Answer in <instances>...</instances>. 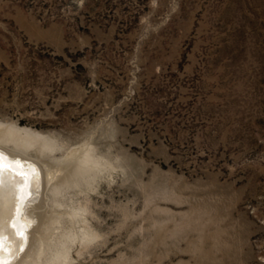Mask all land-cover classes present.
<instances>
[{"label":"rangeland","instance_id":"rangeland-1","mask_svg":"<svg viewBox=\"0 0 264 264\" xmlns=\"http://www.w3.org/2000/svg\"><path fill=\"white\" fill-rule=\"evenodd\" d=\"M0 151L14 264H264V0H0Z\"/></svg>","mask_w":264,"mask_h":264},{"label":"bare ground","instance_id":"bare-ground-1","mask_svg":"<svg viewBox=\"0 0 264 264\" xmlns=\"http://www.w3.org/2000/svg\"><path fill=\"white\" fill-rule=\"evenodd\" d=\"M5 138L13 141L20 139L12 132L7 133ZM27 143L34 144L30 141ZM3 164L5 165L3 169L5 184L2 193H0V230H2L3 233L10 234L12 240L7 239L3 246L0 247V264L11 261L19 252L21 248L20 246L23 242L22 238L20 239V236L18 235L22 232L21 230H24L22 236L27 237V230H25L23 216L20 214L21 207L26 200L25 197L33 194L35 195L39 187L37 175L34 173L35 171L27 172L26 170H20L21 168L19 169V167L16 166V163L9 160L5 154L3 157ZM30 202L32 201L30 200ZM30 202L28 200L27 203ZM13 227H17L19 230L17 231L18 234L15 233Z\"/></svg>","mask_w":264,"mask_h":264},{"label":"water","instance_id":"water-1","mask_svg":"<svg viewBox=\"0 0 264 264\" xmlns=\"http://www.w3.org/2000/svg\"><path fill=\"white\" fill-rule=\"evenodd\" d=\"M16 166H18L19 167V169L21 168L20 166H19V164L18 163H16ZM20 170H23V169H20ZM37 198V193L34 195H31V196H28V197H25V201L23 202V204H22V209H21V212H20V214L23 216L24 215V212H25V208H26V206L28 205V200H29V202H30V200L33 202V201H35V199ZM32 202H30V203H32ZM29 203V204H30ZM13 229H14V231H15V233H17L18 234V232L17 231H19L18 229H17V227H13ZM20 229H22V228H20ZM23 229H24V227H23ZM26 230V229H25ZM22 232H23V234H24V230H21ZM21 233V232H20ZM18 234L19 236H20V239L22 238V245L20 246L21 248H20V250H19V252L14 256V258L11 260V261H8V262H6V263H3V264H14L15 263V261L18 259V257L20 256V254L24 251V249H25V247H26V243H27V237L26 236H22L21 234Z\"/></svg>","mask_w":264,"mask_h":264},{"label":"snow or ice","instance_id":"snow-or-ice-1","mask_svg":"<svg viewBox=\"0 0 264 264\" xmlns=\"http://www.w3.org/2000/svg\"><path fill=\"white\" fill-rule=\"evenodd\" d=\"M3 157H4V153L0 151V193H2L4 184H5V177H4V172H3L5 165L3 164ZM20 234L23 235V232H21ZM2 238H3V232L2 230H0V247L3 246Z\"/></svg>","mask_w":264,"mask_h":264}]
</instances>
